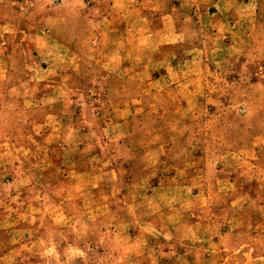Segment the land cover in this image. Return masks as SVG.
Returning a JSON list of instances; mask_svg holds the SVG:
<instances>
[{"label": "rangeland", "instance_id": "obj_1", "mask_svg": "<svg viewBox=\"0 0 264 264\" xmlns=\"http://www.w3.org/2000/svg\"><path fill=\"white\" fill-rule=\"evenodd\" d=\"M0 264H264V0H0Z\"/></svg>", "mask_w": 264, "mask_h": 264}]
</instances>
